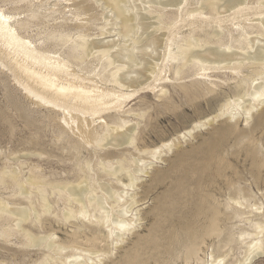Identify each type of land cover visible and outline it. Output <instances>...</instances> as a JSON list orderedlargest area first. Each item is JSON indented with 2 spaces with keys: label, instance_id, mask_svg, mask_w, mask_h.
<instances>
[{
  "label": "bare ground",
  "instance_id": "bare-ground-1",
  "mask_svg": "<svg viewBox=\"0 0 264 264\" xmlns=\"http://www.w3.org/2000/svg\"><path fill=\"white\" fill-rule=\"evenodd\" d=\"M95 2L107 12V15H111L109 17L112 20L109 22H114L112 27L115 28L116 37L124 40L123 44L119 42L116 46L118 50L108 42L91 41L83 26L76 27V34H73V29L69 27L61 29L55 41L62 47L73 41L66 60L60 55L38 50L33 42L25 35H20L17 29V27L27 29L30 22H20L19 16L9 15L0 8V52L3 56L12 57L11 61L15 62L12 64L15 81H18L29 96L61 112L64 116L63 122L68 127L70 126L68 116L73 113L77 116L75 118H83L88 124L94 125L103 120V114L113 111L114 114L106 116L107 121L100 122L106 126L107 131L100 133L92 130L84 138L87 145L96 142L97 147L103 148L107 142L116 148L132 146L138 140L136 127L125 132L120 131L127 123L120 115L125 114L124 104L136 92L127 94L122 90L132 88L131 82L137 84L136 87H141V90L146 86L149 89L148 84L144 85L139 81L144 78L146 81L152 78L155 81L160 80L157 78L158 63L148 67L144 73L141 72L142 74L138 72L139 70H132L128 75L124 72L129 69L127 62L131 64L136 62L135 50L142 53L152 48L156 52L158 43L156 39L151 38L153 34L151 36L146 34L147 31L141 35L140 31L149 30L151 27L142 24L141 21L149 18L139 13L130 15L126 0ZM131 2L133 4V1ZM186 2L187 0H144L142 10L149 16L153 14L155 7L159 13L164 10L175 12L186 10L188 17L217 24L228 19L232 22L229 31L239 30L245 24L248 27L247 31L245 32L244 27L231 41L224 37V28L218 24L219 26L212 32L207 30L204 32L205 39L192 31L180 41H176V38L169 40L171 45L167 48L176 46V52H170L168 59L177 61L178 65L173 72L179 80L185 79V75L189 74L187 77H195L194 80L197 82L210 81L207 80L211 77L210 71L217 73L225 71L222 74L230 73L238 77L232 92L233 97L220 107L218 114L206 117L193 128L181 133L180 137L166 142L162 147H154L151 151L145 149L152 162L143 161L142 168L137 171L133 168L139 166L138 162L142 161L138 158L133 159L132 165L136 166L130 169L126 168V160L121 156V159H117L116 168L111 165V169H106L109 166L101 162L106 174L104 177L127 174L126 184L118 181L120 189L105 183L99 184L98 179L92 177L91 180L88 175L76 177L72 181L48 180L36 176L25 177L21 181L19 174L4 173L1 182L3 185L14 186L18 195L19 201L14 204L25 205V208L10 209L8 203L0 201V214L11 216L15 227L19 229L21 246L28 249L38 248L35 252L37 259L32 261H26V257H31L34 252L20 251L23 258L17 259L15 261L17 264H98L111 259L143 220L138 215L139 210L133 209L141 201L135 196L138 194L136 191L142 175H148L149 169L155 163L161 162L164 156L173 152L181 138L183 140L191 137L193 131L203 129L221 118L228 117L234 120L238 115L245 118L244 122L247 125L253 123V126L249 130L241 131L237 123L229 125L196 155L185 156L186 159L182 156L180 160L178 159L175 167L183 170L174 175L177 183L174 180L170 192L167 191L168 197L156 205L158 212L154 229L144 242V246L142 245L138 252L129 255L127 260L120 264H170L175 258L180 257L185 264H190L191 261L198 259L204 246L208 248V241H211L213 248L210 254L213 261L204 264H251L255 258L264 254V211L261 212L263 206L251 202L252 193V196L248 197L241 177L232 172L234 167L230 161L231 156H238L244 150L246 160L253 165L255 178H259L264 171V151L260 139L256 138L257 132L264 131V111L256 120L254 119V112L264 105V0H199V8L192 11L185 6ZM74 6L86 13L91 11L89 5L87 7L84 2ZM162 18L163 14H159V17L154 18L158 20V25L152 26L160 29ZM236 20L238 23H234ZM128 40L132 42L133 50L127 49ZM154 51L152 52L155 54ZM55 54H58V51ZM96 54L105 57L109 67H114L119 62L108 81L121 91L87 86L84 84L85 79L78 73L70 71L69 61L84 63ZM189 67H193L194 70L186 73L185 70ZM240 74L243 76L240 77ZM132 75L136 76L137 81ZM216 84L210 81V85ZM214 92L213 88L207 87L204 90H187L186 94L199 98ZM70 119L74 123V117ZM233 136L234 144L231 145L228 140ZM106 159L108 157H105ZM191 159H193L191 165L185 167L184 163L188 164ZM89 170L93 169L89 166ZM155 181L157 184L163 183L159 178ZM60 203L62 209H58ZM29 222L33 225H28ZM53 222L76 227L85 226L87 232L75 231L67 238H62L58 235L59 231L54 229ZM240 223L247 225L252 232L239 229L237 225ZM235 227L239 229L237 235L233 230ZM109 241L113 250L103 249L102 243ZM234 244L241 245V249L246 246L245 255L241 260L234 259L228 263L227 258L231 257Z\"/></svg>",
  "mask_w": 264,
  "mask_h": 264
},
{
  "label": "rangeland",
  "instance_id": "rangeland-1",
  "mask_svg": "<svg viewBox=\"0 0 264 264\" xmlns=\"http://www.w3.org/2000/svg\"><path fill=\"white\" fill-rule=\"evenodd\" d=\"M126 1L127 7L129 6L130 15L139 13V15H145L149 18L146 21H141V23L143 22L142 24L144 25L148 24L151 26L150 29L140 31V33L142 36L143 32L146 31L148 32H146V34H150V36L153 34L151 38L156 39L158 45L156 52L152 48L142 53L141 51L135 50L136 62L134 64L127 62L129 63V69H126L124 74L128 75L132 70H139L138 72L142 74L141 72L144 73L148 67L152 65L155 66L158 63L157 78L160 79L155 81L152 78L146 81L144 78L139 81L144 85L148 84L151 89H147L146 86L144 90H141V87H136L137 84L135 85L131 82L130 84H133L132 88L127 91L126 89L122 90L123 93L127 94H134V92H136L133 97L125 102V114L123 113L120 115L121 119L124 120L125 123L127 122L125 127L120 131L125 132L132 127H136L138 140L132 146L116 148L112 145L111 139H109L111 144L106 142V147L103 148L97 147L96 142H93V146L87 145L84 138L88 136L92 130H96L100 133L107 131L106 126L102 123L100 124V122L104 123L107 121L106 116L114 114L112 113L113 111L103 114V120H99L94 125H92V123L88 124L83 118V120L81 118H75L77 116L73 113L70 117L68 116L70 120V126L68 127L63 122L64 116L61 112L29 96L18 81H15L16 76L12 70L14 69L13 65L15 62L11 61L12 57L3 56V53L0 52V201L8 203L10 209L25 208V205L14 204L19 201L18 195L15 193L14 186L3 185L1 182L4 173L19 174L21 181H23L25 177L30 176L44 177L48 180L72 181L76 177L88 175L87 177H90L91 180H93L94 177L96 180L98 179L99 184L105 183L106 185L120 189L118 181L121 180L126 184L128 182L127 174L122 173L114 177H104L106 174L100 164L101 162H104L107 167L109 166L106 169H111L112 167H117V159L124 158L126 160V168L130 169L132 166H136L135 164L132 165L133 159L138 158V160H142L138 162L139 164L137 165L139 166L132 167L133 170L137 171L139 168H142L143 161L145 163L152 162V160L150 161L149 159L150 156L146 155L147 152L144 151L145 149L146 151H151L154 147H162L166 142L168 143L180 137L181 133L183 134L187 130L193 128L206 117H213L218 114L220 107L229 98L233 97L232 92L236 86L238 77H234L230 73L222 74L225 71H220L221 73L210 71L211 77L207 80L216 82L217 84L213 85L214 87L210 85V81L198 80L202 82L200 83L194 80L195 77L188 78L187 76H189V74L185 75V79L179 80V77L177 78L174 76L173 72L174 68L178 65L177 61H172L171 58L168 59L170 52H176V46L172 45L171 48H167L171 45V41L169 40L176 38V41H180L192 31L200 34L201 37L205 39L204 32H206V30L207 32H212V30L219 25H222L224 28V37L228 41H231L238 33L242 32L244 27L246 28L245 32L247 31L248 27H246L245 24H243V27H240L239 30L234 29L229 31L232 27L230 26L232 22L228 21V19H224L225 21L227 20L226 22L222 19L223 21L220 22L222 24L218 22V25L213 21L211 23V21L208 22V20L188 17L186 10L181 12L164 10L159 13L156 12L158 10L156 7L153 9V14L149 16L147 13H143L142 10L144 7L142 1L144 0ZM131 1H133V4ZM198 1L199 0H187L185 6H188L190 11L198 9ZM80 2H84V5L87 7L89 5L88 8L91 9V11L86 13L83 9L75 8L74 5ZM0 8L9 15L19 16L20 22H30L27 29L19 27H17V29L19 34L28 37L38 50L52 55H60L66 60L73 46V41L64 44L63 47L57 45L55 41L61 29L71 27L73 29V34H76V27L83 26L87 31L86 34L90 36L91 41L108 42L114 45V47L118 46L119 42L122 43L124 41L116 37L117 33L115 32V28L112 27L114 22H109L112 20V18L109 17L111 15H107V12L104 11L95 0H60V2H57V0H0ZM159 14H163V23L160 29L156 28L155 25H158V20L154 19L157 18V16L159 17ZM234 23H238V20L234 21ZM152 24L155 25L152 26ZM154 28H156V30ZM126 46L128 50H133V44L130 40H128ZM116 50H118V47H116ZM57 51L58 54H55ZM152 51H154L155 54ZM94 56L95 57H90L84 63L77 64L74 61H69L71 63L70 71L78 73L85 79L84 84L87 86H98L101 90L114 89L115 91H121L108 81L109 77H111V72L119 62H117L114 67H109L106 58L102 57L101 54H96ZM190 68L191 67L185 70L186 73L194 70L193 67ZM241 76L243 75L240 74V77ZM132 77L133 79L136 78L135 75H132ZM207 87L213 88L215 92L199 98L186 94L187 90H204ZM263 111L264 105L260 106V108L254 112V119L256 120ZM72 116L75 119L74 123L70 119ZM244 121L245 118L242 115H238L234 120L226 117L217 120V122H213L203 129L193 131L194 134L191 137H187L183 140L181 138L173 152L164 156L161 162L155 163L154 166L149 169L148 175H142V179L138 182L139 188L136 191L138 194L135 196L141 201H139L133 209H135V211L137 209L139 210L138 215L140 219L143 220L138 223L139 227L136 231L129 235L124 244L117 249L115 256L98 264H120L122 261L127 260L129 255L138 252L139 249L142 248L141 246H144V242L147 241L150 233L155 227V219L158 212L156 210V205H159L162 200L168 197L169 193L167 194V191L170 192L172 185H174L172 183H177L176 174L183 170L182 168L179 169V167L178 170L176 169L177 166L175 167V164L177 165L179 162L178 159L180 160L182 156L186 159V157L196 155L199 151L207 147L215 137L217 138L220 135L218 133L229 127V125L237 123L241 131L249 130L253 126V123L247 125ZM256 138L258 140L260 139V145L264 151V131L257 132ZM233 140L234 136L230 137L228 143L231 145L234 144ZM126 150H128V152ZM244 152L243 150L238 156L230 157V161L234 167L232 172L237 173L241 177L242 184L247 190L248 197L253 195L251 202H256L258 206H263L261 211L263 212L264 171L259 178H255L256 176L253 174V165L250 161L246 160ZM105 154L107 155L105 156ZM109 155H111L112 159ZM105 157H108V159L105 160ZM102 158H104V160H102ZM187 159L189 160V158ZM192 160L193 159H191L188 164L184 163L185 167L187 165V167H189ZM111 165L112 167L110 168ZM89 166L93 169L92 171L89 170ZM156 178H159V180L161 179L163 183L157 184V181H155ZM92 184H94V182H92ZM58 209H62L61 203ZM131 215L132 213L129 214V216ZM48 218L51 219V217ZM27 224L30 225L32 223L29 222ZM244 225V223H240L237 226H239V229L251 233L252 229ZM80 226L76 227L71 224L61 225L56 223L53 225L54 229L57 230V232L59 231L58 235L62 238H67V236L75 231L87 232V227L81 226V228ZM47 227H49L48 224ZM239 229H237V227L233 229L236 235ZM18 232L19 229L15 227L11 216L8 214H0V263L17 264L15 261L17 259L21 260L23 258L21 255L25 251L34 252L31 257H26V261L37 259L35 252H37L38 248L28 249L21 246V239ZM101 246L105 250L113 248V246L110 245V241L108 243H102ZM233 248L234 250L230 254L231 257L227 258L228 263L233 262L234 259L241 260L245 255L244 251L246 250V246H243L241 249V245L238 246L234 244ZM202 249L198 259L191 261L190 264H204L213 261L210 257L213 250L211 241H208V248L204 246ZM170 264L185 263L180 257L179 259L175 258ZM251 264H264V254L255 258Z\"/></svg>",
  "mask_w": 264,
  "mask_h": 264
}]
</instances>
